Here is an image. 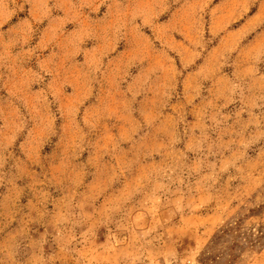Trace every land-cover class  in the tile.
<instances>
[{
    "label": "rangeland",
    "instance_id": "rangeland-1",
    "mask_svg": "<svg viewBox=\"0 0 264 264\" xmlns=\"http://www.w3.org/2000/svg\"><path fill=\"white\" fill-rule=\"evenodd\" d=\"M0 264H264V0H0Z\"/></svg>",
    "mask_w": 264,
    "mask_h": 264
},
{
    "label": "crops",
    "instance_id": "crops-1",
    "mask_svg": "<svg viewBox=\"0 0 264 264\" xmlns=\"http://www.w3.org/2000/svg\"><path fill=\"white\" fill-rule=\"evenodd\" d=\"M262 1H259L256 5L255 11L251 12L244 18V21L242 22L243 27L250 25V23L257 18L258 15H260V9H261ZM257 34V33H256ZM255 37H253L254 39Z\"/></svg>",
    "mask_w": 264,
    "mask_h": 264
}]
</instances>
